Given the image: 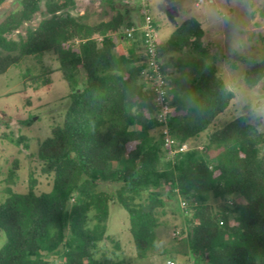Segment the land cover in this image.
Masks as SVG:
<instances>
[{"label":"trees","instance_id":"obj_1","mask_svg":"<svg viewBox=\"0 0 264 264\" xmlns=\"http://www.w3.org/2000/svg\"><path fill=\"white\" fill-rule=\"evenodd\" d=\"M41 1L20 0L0 22V76L26 56L52 50L71 90L63 123L36 154L51 188L37 192L39 178L31 170L27 191L4 190L0 264L122 263L114 259L124 252L122 241L108 231L111 204L128 213L139 258L163 254L159 231L169 229L164 218L176 197L183 201L185 227H173L172 235L185 238L202 264H264V130L240 115L206 142L198 140L235 98L203 46L200 23L190 17L163 41L152 17L173 107L160 121L155 84L144 74L143 13L139 24L131 9L128 17L118 11L91 23L73 13L76 0H44L39 24L19 40L9 37L33 20ZM260 14L264 18V5ZM41 75L29 78L36 82ZM243 80L250 88L264 80V61L250 65ZM166 137L174 140L171 149ZM183 144L188 148L181 151ZM106 182L118 186L110 190Z\"/></svg>","mask_w":264,"mask_h":264},{"label":"rangeland","instance_id":"obj_2","mask_svg":"<svg viewBox=\"0 0 264 264\" xmlns=\"http://www.w3.org/2000/svg\"><path fill=\"white\" fill-rule=\"evenodd\" d=\"M174 1L178 12L177 24L168 20L165 0H142V3L140 0H113L114 3L109 0H76L73 13L86 14L87 21L95 23L110 19L118 11H123L126 17L130 9L132 15L135 12L141 15L145 4L160 27L161 39L169 37L174 28L186 19L195 18L204 30L203 46L206 45L210 51L207 54L215 56L219 74L235 93L229 107L215 118L198 140L206 142L208 134L240 115L247 116L260 130H264V113L258 111L264 103V80L252 88L243 80L250 65L264 61V18L260 14L264 0ZM19 3L20 0H5L0 5V22ZM45 16V1L42 0L41 9L33 20L25 22L9 37L19 40V34L24 36L27 27L37 26ZM58 65L54 52L47 50L24 57L0 76V201L4 198V190L9 187L19 192L27 191L31 170L39 178L37 192L51 188L50 179L40 174L39 163L35 159L40 142L52 135L54 127L63 123L68 104L67 95L71 89ZM29 73L42 75L33 82ZM45 79L50 82L44 84ZM200 144L202 146L203 143ZM16 161L20 164L17 173L12 180L5 182ZM104 184L110 190L118 186L109 182ZM168 207L170 211L164 220L170 227L167 230L162 227L159 231L161 249L165 252L139 258L128 230V213L122 206L111 204L108 231L118 234L125 248L114 257L115 261L122 260L120 264H167V260L173 258L176 264H202L192 255L185 238L176 239L172 235L173 227L176 226L177 230L185 227L183 201L176 197L168 202ZM4 241L5 235L0 231V247Z\"/></svg>","mask_w":264,"mask_h":264},{"label":"built area","instance_id":"obj_3","mask_svg":"<svg viewBox=\"0 0 264 264\" xmlns=\"http://www.w3.org/2000/svg\"><path fill=\"white\" fill-rule=\"evenodd\" d=\"M143 15L145 18L144 22V31L146 32V42L148 45V53H149V65L147 66L144 74L147 79L154 82L155 90L157 93L156 100L158 102L159 108V120L166 121L168 116L171 114L173 107L169 102V97L167 90L165 89L166 78L162 73L161 66L158 60L157 55V41L159 39L158 32L153 26V18L150 14V9L144 4L143 7ZM133 29H127L128 35H131ZM174 143L173 139L166 137L165 147L168 149L172 148V144ZM188 148L187 144H183L179 150H186ZM167 264H176L174 260L168 261Z\"/></svg>","mask_w":264,"mask_h":264},{"label":"water","instance_id":"obj_4","mask_svg":"<svg viewBox=\"0 0 264 264\" xmlns=\"http://www.w3.org/2000/svg\"><path fill=\"white\" fill-rule=\"evenodd\" d=\"M172 1L173 0H170L168 3L170 7L167 9L166 14H167L168 20L172 22L173 24H176V17L178 16V12H177L176 7L172 4L173 3Z\"/></svg>","mask_w":264,"mask_h":264},{"label":"crops","instance_id":"obj_5","mask_svg":"<svg viewBox=\"0 0 264 264\" xmlns=\"http://www.w3.org/2000/svg\"><path fill=\"white\" fill-rule=\"evenodd\" d=\"M169 1H170V0H165V7H166V9L169 8V4H168ZM140 2L142 3V0H140ZM172 2H173L172 4L175 6V1L173 0ZM175 7H176V6H175ZM176 9H177V7H176ZM135 14H137V13L135 12L133 15H134V17L136 18V21H137L138 24H139V23L141 22L142 12H141V15H140V14H139V15L137 14L138 18L136 17ZM133 15H132V16H133ZM177 17H178V16H177ZM177 17H176V18H177ZM176 24H177V23H176ZM167 37H168V36H163L164 39H162V40H163V41L167 40V39H168Z\"/></svg>","mask_w":264,"mask_h":264},{"label":"clouds","instance_id":"obj_6","mask_svg":"<svg viewBox=\"0 0 264 264\" xmlns=\"http://www.w3.org/2000/svg\"><path fill=\"white\" fill-rule=\"evenodd\" d=\"M259 112L264 113V103L261 104L260 108L258 109Z\"/></svg>","mask_w":264,"mask_h":264}]
</instances>
